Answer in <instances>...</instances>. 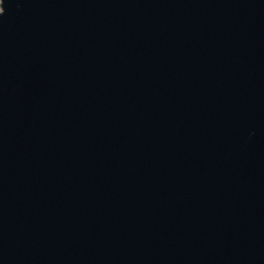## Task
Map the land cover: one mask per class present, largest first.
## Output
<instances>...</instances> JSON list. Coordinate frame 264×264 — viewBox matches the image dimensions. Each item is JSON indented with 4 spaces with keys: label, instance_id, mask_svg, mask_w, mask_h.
Masks as SVG:
<instances>
[{
    "label": "water",
    "instance_id": "95a60500",
    "mask_svg": "<svg viewBox=\"0 0 264 264\" xmlns=\"http://www.w3.org/2000/svg\"><path fill=\"white\" fill-rule=\"evenodd\" d=\"M0 264H264V0H2Z\"/></svg>",
    "mask_w": 264,
    "mask_h": 264
},
{
    "label": "built area",
    "instance_id": "2783aa9c",
    "mask_svg": "<svg viewBox=\"0 0 264 264\" xmlns=\"http://www.w3.org/2000/svg\"><path fill=\"white\" fill-rule=\"evenodd\" d=\"M0 6H2V0H0ZM3 8L0 7V12H2Z\"/></svg>",
    "mask_w": 264,
    "mask_h": 264
},
{
    "label": "clouds",
    "instance_id": "9594fccd",
    "mask_svg": "<svg viewBox=\"0 0 264 264\" xmlns=\"http://www.w3.org/2000/svg\"><path fill=\"white\" fill-rule=\"evenodd\" d=\"M0 7H2V8H3V11H5V9H4V5H3V6H0Z\"/></svg>",
    "mask_w": 264,
    "mask_h": 264
},
{
    "label": "snow or ice",
    "instance_id": "6c2138e0",
    "mask_svg": "<svg viewBox=\"0 0 264 264\" xmlns=\"http://www.w3.org/2000/svg\"><path fill=\"white\" fill-rule=\"evenodd\" d=\"M4 14H5V12H4ZM4 14H3V15H0V17H3V16H4Z\"/></svg>",
    "mask_w": 264,
    "mask_h": 264
}]
</instances>
